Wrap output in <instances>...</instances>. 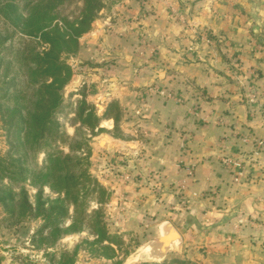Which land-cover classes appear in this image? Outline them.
I'll list each match as a JSON object with an SVG mask.
<instances>
[{
    "label": "crops",
    "instance_id": "0c3cea01",
    "mask_svg": "<svg viewBox=\"0 0 264 264\" xmlns=\"http://www.w3.org/2000/svg\"><path fill=\"white\" fill-rule=\"evenodd\" d=\"M126 2L136 12L135 1ZM151 3L148 16L99 12L67 59L69 100L85 93L99 117L90 135L93 152L124 153L135 177L134 186H124L118 220L169 219L166 201L177 197L173 186L185 172L176 164L183 159L194 165L182 197L189 207L182 211L185 222L175 213L169 220L179 231L181 224L210 228L209 242L227 244L220 259L264 264V148L252 152L254 140H264V104L256 102L264 93L248 90L254 84L264 88V0ZM254 26L262 52L252 55L248 38L254 39ZM204 34L210 44L200 39ZM139 39L155 48L153 59L146 49L145 66L135 55ZM233 63L240 67L235 74L229 71ZM245 68H255L257 76H244L246 84L239 86ZM149 86L165 93H148ZM246 153L243 179L235 182L220 157ZM202 213L207 221L196 222Z\"/></svg>",
    "mask_w": 264,
    "mask_h": 264
},
{
    "label": "trees",
    "instance_id": "16d2710c",
    "mask_svg": "<svg viewBox=\"0 0 264 264\" xmlns=\"http://www.w3.org/2000/svg\"><path fill=\"white\" fill-rule=\"evenodd\" d=\"M101 7V0H0V120L7 139L0 156V208L8 225L42 219L38 240L47 243L83 226L97 242L109 240L100 209L86 208L87 194L103 187L79 156L82 136L94 131L99 117L85 93L74 100L62 95L71 77L66 59ZM26 180L35 188L33 199ZM45 186L55 195L46 194Z\"/></svg>",
    "mask_w": 264,
    "mask_h": 264
},
{
    "label": "rangeland",
    "instance_id": "374dc122",
    "mask_svg": "<svg viewBox=\"0 0 264 264\" xmlns=\"http://www.w3.org/2000/svg\"><path fill=\"white\" fill-rule=\"evenodd\" d=\"M126 1L127 0H101L102 7L97 12V16L98 13L102 11L110 12L112 16L117 17L118 15H124L125 17L130 16V18L133 16H148L150 12L153 13V5L151 3L153 0H134L136 12L127 10L128 8L130 9L132 5H128L129 7L127 9L125 8L127 4ZM168 8L171 9V7ZM128 12L132 15H128ZM17 36L18 34L15 35V37ZM201 36L207 35H200V39ZM207 38L209 39V37ZM256 40H258L256 37H254V39L248 38V42H250L252 46V52L250 51L249 53L252 55L260 51L262 52V48L258 46ZM260 41L262 42V38ZM139 42L140 41H137V45ZM203 42L210 44L207 41ZM197 51L198 58H202L204 55L203 49L200 48L197 49ZM154 54L150 58L154 57ZM135 55L141 59L139 62H141L142 66L147 64L148 61L146 58L137 55V49ZM234 59L235 58H233V60ZM142 66L140 67L142 68ZM232 66L233 69L229 71L231 74H235L234 69L238 64L233 63ZM239 68L238 66L237 69L239 70ZM246 69L247 68L244 69L246 74L243 75V79H241L242 82H238L239 86L241 84L245 86L246 83L243 81L245 78L244 76H247V78L257 76L255 68ZM67 83L62 88V95L65 100H69L65 90ZM248 90L256 92L261 91L264 93V88L255 84L248 88ZM254 97L255 96L250 98ZM254 100L256 99L254 98ZM256 102L259 105L264 104V96L262 95L261 99H257ZM66 130L69 134H72L73 127L66 125ZM94 133V131L85 132L82 136L81 146L83 149L82 152L79 153V156L84 159L83 161L88 163L86 173L102 185L103 192L98 190L93 194L88 193L86 196V208L87 210H92L96 207L100 209L104 223L103 229L109 240H100L97 242L96 235L92 234L88 228L83 226L82 230L79 232L60 236L53 244L47 243L43 240H38L40 235L37 233V230L43 223L42 219H24L17 224L8 225V221L5 220L7 215L0 208V264H171V262L173 264H238V260L236 259L229 261L223 258L220 259V252L224 248H227V244L224 245L218 241L209 242V239L206 238L211 234L209 231L210 228L184 227L181 224L179 227L183 240L180 246L160 255L155 245L148 243L156 234L155 224L160 220H156L151 215H140L138 220L133 215L131 217V222L121 223V221L118 220L120 215L119 208L123 206V202L126 201L123 196V189L124 186H127L129 183L134 186L133 181L135 177L131 175L130 163L124 153L117 152L110 157H105V155L102 157L100 156L101 153L93 152L92 147L94 148V144L92 145V143H94V140L90 135ZM82 141L84 142L82 143ZM61 145L59 147L66 150V148ZM182 148L185 147L182 146ZM6 150L7 139L4 128L2 127V121L0 120V156L3 155ZM237 156L243 158L245 163L248 154H239L231 157ZM223 157H220V161ZM43 159L44 154L39 153L37 156L39 165L43 162ZM182 160H179L176 165L184 168L185 176L179 178L176 183H174L173 188L177 197L173 199V201H166V208L168 210L167 216L169 219H171L172 213H175L177 219L181 218L182 221L185 222L187 213L182 211L186 210L185 208H187V206L189 207V203L182 197L184 196V190L190 182L191 176L184 187L185 189H179L178 183L188 175L189 168H192L193 173L194 165L190 163H186L185 165ZM221 163L224 164L222 161ZM229 168L232 170L234 177V170L231 167ZM25 184L28 188L30 199H33L35 188L29 184L28 180L25 181ZM43 190L50 196L55 195V193L50 191L46 186ZM202 215L203 219L201 220L194 216L196 222L207 221L205 214L202 213ZM136 219L137 222L134 223ZM66 222L68 223L69 220ZM202 225L209 226L208 224L205 225V223ZM43 234H46V230L42 231V235Z\"/></svg>",
    "mask_w": 264,
    "mask_h": 264
},
{
    "label": "built area",
    "instance_id": "2783aa9c",
    "mask_svg": "<svg viewBox=\"0 0 264 264\" xmlns=\"http://www.w3.org/2000/svg\"><path fill=\"white\" fill-rule=\"evenodd\" d=\"M120 35H122V34H120ZM201 39L203 41L209 42V39L207 38V36H201ZM146 49H149L148 57H151L154 54V49H155L154 46H152L151 43L146 41V40H140V43L138 44V47H137V55L139 57L146 58ZM146 91L148 93H152V92H156L159 94L165 93L164 90H162L158 87H154V86H149ZM247 139H248L247 137L242 138L243 141H246ZM262 148H264V140L255 139L254 140V149L252 152L257 153L258 150H260ZM221 161L225 165L231 167L234 170V181L240 182V180L244 176V174H243L244 159L239 157V156H237V157H223V158H221ZM191 174H192V168H189L188 175L185 178L181 179V181L178 183L179 189H185L184 187L186 186V183L189 180V177L191 176Z\"/></svg>",
    "mask_w": 264,
    "mask_h": 264
},
{
    "label": "water",
    "instance_id": "95a60500",
    "mask_svg": "<svg viewBox=\"0 0 264 264\" xmlns=\"http://www.w3.org/2000/svg\"><path fill=\"white\" fill-rule=\"evenodd\" d=\"M252 31L254 37L258 38L260 41L261 38L257 36V26H254ZM159 75H162V72H160ZM155 231L156 234L149 240L148 243L154 244L160 255L169 250L176 249L182 243L183 237L181 232L169 219H163L156 223Z\"/></svg>",
    "mask_w": 264,
    "mask_h": 264
}]
</instances>
